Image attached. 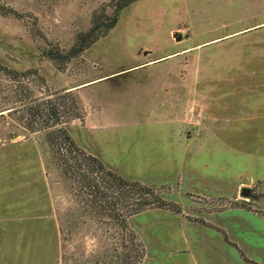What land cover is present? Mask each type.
Instances as JSON below:
<instances>
[{
  "label": "rangeland",
  "instance_id": "374dc122",
  "mask_svg": "<svg viewBox=\"0 0 264 264\" xmlns=\"http://www.w3.org/2000/svg\"><path fill=\"white\" fill-rule=\"evenodd\" d=\"M117 1L0 0V65L83 115L65 162L0 73V264H264V0H133L79 54H46ZM83 153L168 205L122 227L64 170Z\"/></svg>",
  "mask_w": 264,
  "mask_h": 264
},
{
  "label": "trees",
  "instance_id": "16d2710c",
  "mask_svg": "<svg viewBox=\"0 0 264 264\" xmlns=\"http://www.w3.org/2000/svg\"><path fill=\"white\" fill-rule=\"evenodd\" d=\"M131 1L133 0H118L113 12L107 15L108 21H98L96 11L93 12L90 27L77 34L74 43L62 54V57H57V52L53 51H46V54L51 56L56 63L57 59L66 61L79 54L98 36L104 34L114 25L119 10ZM0 73L15 81L9 88L11 87L10 89L20 93L17 107L26 119L27 128L30 130L45 129L49 142L57 148V151L61 153L59 156L65 162L68 159L64 149L69 152L77 150L82 153L64 126L69 117L83 116L75 98H73L70 107H67L64 95L69 94V90L61 94L54 91L52 95L36 96L25 78H28L31 73L37 75V72L29 69L20 71L0 65ZM4 90L0 85V91L3 92ZM11 106H5V108ZM63 168L67 172H74L88 186L86 199L91 203L94 201L109 207L111 213L118 216V222L122 227H125L126 217L131 213L149 206L168 205L149 185L138 180L127 179L106 168L103 162L92 154L83 153L82 157L78 159V164L68 162L63 165ZM131 190L133 192L132 197L129 195ZM144 196H152L153 198L146 199Z\"/></svg>",
  "mask_w": 264,
  "mask_h": 264
},
{
  "label": "water",
  "instance_id": "95a60500",
  "mask_svg": "<svg viewBox=\"0 0 264 264\" xmlns=\"http://www.w3.org/2000/svg\"><path fill=\"white\" fill-rule=\"evenodd\" d=\"M242 193H243V194H247V193H248V189H247L246 187H243V189H242Z\"/></svg>",
  "mask_w": 264,
  "mask_h": 264
}]
</instances>
